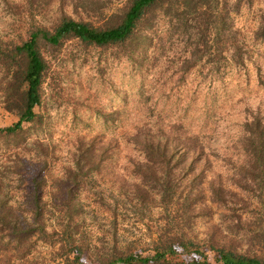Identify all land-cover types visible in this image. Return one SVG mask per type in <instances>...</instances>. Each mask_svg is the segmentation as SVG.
Masks as SVG:
<instances>
[{
    "label": "rangeland",
    "instance_id": "obj_1",
    "mask_svg": "<svg viewBox=\"0 0 264 264\" xmlns=\"http://www.w3.org/2000/svg\"><path fill=\"white\" fill-rule=\"evenodd\" d=\"M215 1V29L224 21L232 31L218 71L205 60L187 66L195 40L163 13L169 0L148 7L119 43L37 41L46 64L40 100L19 128L10 127L22 111L5 108L9 73L0 66L5 210L31 222L37 195L46 230L44 239L24 230L18 241L0 232V264H106L154 254L159 235L175 242L166 264L201 255L215 263L220 248L264 258V171L247 144L256 122L264 125L263 0ZM130 2L0 0V44L29 41L35 26L52 30L64 16L107 28ZM151 139L169 141L174 156L148 171ZM168 168L172 187L161 200L154 186Z\"/></svg>",
    "mask_w": 264,
    "mask_h": 264
},
{
    "label": "trees",
    "instance_id": "obj_2",
    "mask_svg": "<svg viewBox=\"0 0 264 264\" xmlns=\"http://www.w3.org/2000/svg\"><path fill=\"white\" fill-rule=\"evenodd\" d=\"M165 0H131L129 6L122 14L120 21L113 26L107 28H96L87 23L74 20L70 17H62L59 23L52 30H47L43 27L35 26L31 39L19 44H0V66L7 70V79L4 87V103L5 108H12L13 104L20 106L22 116L10 127L19 128L22 122L32 121L35 118L34 107L39 103L40 97L37 92L42 82L43 73L45 70V61L39 54L36 44L42 40L51 46L59 45L64 39L74 37L82 42L107 45L119 43L133 36L139 21L142 19L145 10ZM169 6L163 13L170 16L172 23L181 24L182 30H186L189 36H192L193 41L189 45V52L186 57L187 66H192L200 60H205L214 71H218L223 64L219 60L227 61L226 51L228 50L229 40L232 31L229 26L224 23L220 28L215 29L214 17H220L219 10H213L211 4H215V0H169ZM264 6V0H263ZM264 13V9H263ZM264 15V14H263ZM222 17H220L221 19ZM263 27H264V16ZM218 30H221L223 47L218 45ZM5 45V46H3ZM3 46V47H2ZM213 50V51H212ZM211 53V55H210ZM207 54V56H206ZM205 56V57H204ZM216 58V60H215ZM234 60L241 63V58L233 54ZM11 66V70L9 71ZM25 84L26 88L22 89ZM16 93V95H15ZM255 136H249L247 144L251 147L253 163L264 171V125L256 122ZM151 139L146 144L144 143L145 153H147V161L143 162L146 170L152 171L155 162L163 161L167 166L172 162L171 157L174 153L167 154L169 141ZM168 155V157H167ZM157 159H153V158ZM174 162V161H173ZM190 165V164H189ZM141 166V165H140ZM78 168V160L75 161V169ZM170 176L169 168L162 173L161 183L154 187L158 190L161 200L168 197L167 190L172 187L168 180ZM38 182L33 180V193H37ZM0 232L3 233L6 229L11 233V238L18 241L21 238V232L26 230V233H33L44 239L43 234L46 230L42 221V214L39 204V197L36 195L32 200L33 211L31 213V222H26V219H20L18 215L10 212L11 207L6 209L5 196L0 191ZM158 246L152 255L140 256L129 254L124 257H116L111 259L106 264H166L162 259L166 254L175 252V242L170 237H157ZM181 248L185 250L186 244L180 243ZM161 248L160 250H157ZM78 250V249H77ZM68 252V251H67ZM80 251L78 250V253ZM78 253L74 256V261L79 262ZM201 255V253H200ZM181 264H264V258L257 256H249L236 253L229 249H218V254L215 263L209 261L201 255V258H193L186 263Z\"/></svg>",
    "mask_w": 264,
    "mask_h": 264
}]
</instances>
